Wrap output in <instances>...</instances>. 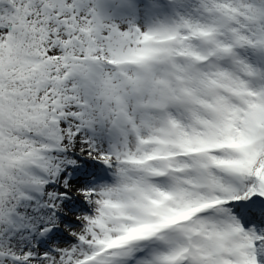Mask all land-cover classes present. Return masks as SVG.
Segmentation results:
<instances>
[{
    "label": "snow or ice",
    "instance_id": "snow-or-ice-1",
    "mask_svg": "<svg viewBox=\"0 0 264 264\" xmlns=\"http://www.w3.org/2000/svg\"><path fill=\"white\" fill-rule=\"evenodd\" d=\"M0 264H264V0H0Z\"/></svg>",
    "mask_w": 264,
    "mask_h": 264
}]
</instances>
